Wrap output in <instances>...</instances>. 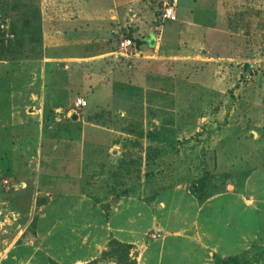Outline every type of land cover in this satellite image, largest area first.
<instances>
[{"label":"rangeland","instance_id":"374dc122","mask_svg":"<svg viewBox=\"0 0 264 264\" xmlns=\"http://www.w3.org/2000/svg\"><path fill=\"white\" fill-rule=\"evenodd\" d=\"M170 2L0 0V264H264V0Z\"/></svg>","mask_w":264,"mask_h":264},{"label":"built area","instance_id":"2783aa9c","mask_svg":"<svg viewBox=\"0 0 264 264\" xmlns=\"http://www.w3.org/2000/svg\"><path fill=\"white\" fill-rule=\"evenodd\" d=\"M165 18H170L171 20H174L175 19V15H174V12H173V9L172 8H168L165 10V15H164ZM134 45L133 41L131 38H122L120 41H119V49L122 50L123 52L127 51L130 47H132ZM86 105L85 101L81 98H78L76 103H75V106L78 107V108H81V107H84Z\"/></svg>","mask_w":264,"mask_h":264},{"label":"trees","instance_id":"16d2710c","mask_svg":"<svg viewBox=\"0 0 264 264\" xmlns=\"http://www.w3.org/2000/svg\"><path fill=\"white\" fill-rule=\"evenodd\" d=\"M131 38V36H129ZM135 42L137 45H146L147 48H152L153 47V42H154V39L151 38V37H147V38H135ZM113 244L115 245H118L122 248V250H125V248H129L130 245L128 244H124V243H120L118 241H114Z\"/></svg>","mask_w":264,"mask_h":264},{"label":"crops","instance_id":"0c3cea01","mask_svg":"<svg viewBox=\"0 0 264 264\" xmlns=\"http://www.w3.org/2000/svg\"><path fill=\"white\" fill-rule=\"evenodd\" d=\"M118 242H120V243H124V244H130V243H125V242H121V241H119V240H117ZM217 245V244H216ZM204 248H207L206 246H203ZM213 250H214V252H216L215 251V248H213Z\"/></svg>","mask_w":264,"mask_h":264},{"label":"water","instance_id":"95a60500","mask_svg":"<svg viewBox=\"0 0 264 264\" xmlns=\"http://www.w3.org/2000/svg\"><path fill=\"white\" fill-rule=\"evenodd\" d=\"M170 4H171V5H174V2H173V0H171ZM75 118H76V116H75V115H73L72 119H75Z\"/></svg>","mask_w":264,"mask_h":264}]
</instances>
